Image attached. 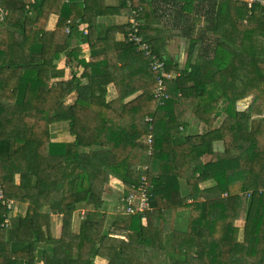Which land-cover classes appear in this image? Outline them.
<instances>
[{"label": "trees", "instance_id": "1", "mask_svg": "<svg viewBox=\"0 0 264 264\" xmlns=\"http://www.w3.org/2000/svg\"><path fill=\"white\" fill-rule=\"evenodd\" d=\"M185 4L193 15L183 8L174 21H193L194 28H179L189 42L180 52L193 53L197 41L200 50L187 66L164 58L165 71L176 76L162 78L158 97L160 72L128 42L130 22L116 24L117 39L103 30L108 6L139 9L140 34L159 52L146 17L150 0H0V166L11 164L16 176L13 184L0 175V191L13 201L0 199L1 264H94L84 250L99 237L105 173L123 184V197L142 186L149 198L145 214L115 216L107 230L122 236L118 253L128 264H161L163 251L168 264H264V65L249 80L241 73L258 57L264 64V47L255 58L237 59L217 29L226 20L246 37L260 33L264 4ZM66 27L68 34L56 33ZM97 40L104 46L81 56V45ZM100 75L112 78L116 98L109 101L97 84L89 101H68ZM240 108L252 121L237 139ZM204 177L212 184L201 183ZM54 192L60 199L49 206L73 229L69 249L50 260L40 200Z\"/></svg>", "mask_w": 264, "mask_h": 264}, {"label": "crops", "instance_id": "2", "mask_svg": "<svg viewBox=\"0 0 264 264\" xmlns=\"http://www.w3.org/2000/svg\"><path fill=\"white\" fill-rule=\"evenodd\" d=\"M112 1H117V0H112ZM247 1V0H245ZM189 2V0H150V9L151 13L147 10L148 14L145 15L149 21L152 22V26H149V29L151 30V34L153 37H160V49L159 52L162 54L163 58H167V61H172L173 63L177 62H182L184 65H186L185 61L190 59L192 60V54L190 51L188 52H183L181 54L180 49L184 47L185 44H187V40L182 37V35L179 34V28H185L187 25L190 24V27L194 28V22L190 21L185 23L184 21L181 23L175 22L174 21V15L177 12H181L183 8H186L184 10L185 13L188 15H193L190 10L189 4L186 5L185 3ZM134 9L133 8H124V7H119L116 5L108 6L107 7V13L108 16L110 17V21L106 24L103 25V30L104 34L110 38V39H117L120 38V34L115 32L116 29V24L121 23V22H129L132 14H133ZM223 21L226 20H219L218 21V26L217 29L219 31L221 23H225ZM110 25V26H109ZM203 25V20L201 24H198L195 28L197 30L198 28H201ZM169 31H173V34H167ZM163 33L166 34V37L163 39L161 36ZM118 34V37L116 38V35ZM194 35L195 32H194ZM201 42L197 41L195 47L193 48V52L195 53V56L198 55V51L200 50ZM104 46V40H97L94 42L92 46H89L88 44H82L81 45V56H86V58L89 56V52L92 49H98ZM197 57V56H196ZM175 73V72H174ZM113 81L110 76H105V75H100V76H92L88 80V85L80 88L78 91L80 92V96L82 94H87V96H83L87 101L91 97L92 93V86L93 85H102L107 88V99L110 101L114 98L117 97V91L112 85ZM78 92V94H79ZM72 95V93H71ZM79 96V97H80ZM251 116V114H250ZM252 117V116H251ZM251 126V125H250ZM1 174H6L8 176V179L11 183L15 184L16 183V176L13 174V169L11 164H3L0 166V175ZM115 179V178H114ZM204 179H210L212 180L211 177H204L200 180L201 183L205 185H211L212 181L209 180H204ZM117 180V179H116ZM117 184L121 185L120 189H123V184L117 180ZM59 193L58 192V197L54 198V201L59 200ZM55 197V196H54ZM124 197H122L123 199ZM53 200V197L49 200H44L41 198L40 204L43 205V225L47 233V239H54L53 236H50V229L49 226L52 225L53 229L56 228V233H55V238L57 239L56 242L60 243L58 246H54L49 244L47 241V248L49 250V254L51 255L50 260L52 259H60L63 251L68 250L70 246V239H71V234H72V229H73V222L72 221H66L65 224L57 230V225L55 224L56 219H53L54 214L59 213V210L55 211L51 210L52 207L49 205H53L54 207H57V202L51 201ZM122 204V202H120ZM50 207V208H49ZM171 218V216H170ZM52 221V222H51ZM103 234V233H101ZM14 237L17 235L16 233L13 234ZM101 236L98 237V241L101 242ZM108 236H105L102 241L105 240ZM121 240L122 242V236L117 237ZM120 242V243H121ZM97 244V243H96ZM93 244L90 243L88 244L89 247H91ZM87 246V245H86ZM120 246H118L119 249ZM86 248V247H85ZM54 250V252H53ZM57 250V251H56ZM56 252V253H55ZM59 252V253H58ZM165 252V251H163ZM85 257L89 258V254L86 252V249L84 250ZM150 258L151 256H148ZM124 260V259H123ZM127 264H128V259ZM0 264H1V259H0Z\"/></svg>", "mask_w": 264, "mask_h": 264}, {"label": "rangeland", "instance_id": "3", "mask_svg": "<svg viewBox=\"0 0 264 264\" xmlns=\"http://www.w3.org/2000/svg\"><path fill=\"white\" fill-rule=\"evenodd\" d=\"M225 23H221L220 25V29L218 34H221L223 36H227L230 42V54H236L237 55V59H240L242 54H245V56H251L253 58L256 57V53H259L260 51L258 50L260 47H264V30L261 31L260 33L254 35V36H250V37H246L243 33L238 32L237 30H235L227 21H223ZM57 33V32H56ZM118 37V34L116 35V38ZM249 42L248 45L245 46V53H242L241 51L238 50V48H241L244 46V44L246 42ZM185 46H189V42H187V44ZM192 54V60L195 59V53L191 52ZM190 60V59H188ZM28 63H30V61L27 59ZM263 60L260 61V57L257 58L256 60V64L251 65V68H246V69H242L241 73L243 74L244 80H249L250 78H252V75L249 72H253V68L255 67H260L263 66L264 64L262 63ZM187 66V60L185 61ZM34 67H38V66H32ZM231 79L230 74L227 76L226 81L229 82ZM73 89H68V91H71ZM67 91V92H68ZM44 93H46V91H43ZM78 90L72 91V95L70 94V97L68 98V101H73L75 98H81L86 100L85 98H83V96H87L89 95V93L87 92V94H82L80 96V92L78 94ZM80 96V97H79ZM88 101L90 100L89 98H87ZM87 101V100H86ZM241 114H245L248 118V126H244V122L241 119ZM237 116L238 119L240 120L241 124H242V129L240 131H238L235 134V137L237 139L240 138V134L242 131L248 130L250 128L251 125V121H252V117L250 116L249 113H247L246 111L242 110V108H240L237 112ZM173 132H179L180 129H173L171 130ZM32 147L30 149V151H33ZM204 180H210V179H204ZM105 182L107 184L108 190L106 193V196H104L105 198V205H104V214H103V218H102V222H101V226H100V230H99V236L102 235L101 233H104V235L106 236L107 234V230L109 229V227L111 226V219H113L115 216H122L124 215V211L126 210L125 206H123V204L119 203V199L118 198H122V193L120 187L121 185L117 184V180L114 179L110 173H105ZM50 196H42V198H45L46 200H49L51 198H48ZM58 196L53 197V201L54 198H57ZM210 197V196H207ZM60 199V198H59ZM50 208V207H49ZM81 212L83 215L88 214L89 209L88 208H80ZM52 210V209H51ZM55 212V211H54ZM59 212L61 213V211L59 210ZM53 216V219L55 218V224L57 225V230H59V227L64 225L65 222H61V218L62 215L59 213H56ZM52 222V221H51ZM61 228V227H60ZM50 229V236L52 235L54 239H50L47 241L49 242V244L54 245V246H58L60 245V243L56 242L57 239L55 238V233H56V228L53 229L52 225L49 226ZM99 239H97L95 242H93L92 246L89 247L88 245L86 246V252L89 254V258L94 260V264H127V260L125 257L121 256L118 253V246H120V242L121 240L115 236H108L107 238H105L104 241L99 242ZM123 240V239H122ZM97 243V244H96ZM57 251V250H56ZM54 252V250H53ZM56 253V252H55ZM59 253V252H58ZM124 259V260H123ZM188 261L190 262H195L193 260V258H186ZM235 261H246V259L242 258V257H236L234 258ZM248 262V260H247ZM161 264H167L166 260H162L161 259Z\"/></svg>", "mask_w": 264, "mask_h": 264}, {"label": "built area", "instance_id": "4", "mask_svg": "<svg viewBox=\"0 0 264 264\" xmlns=\"http://www.w3.org/2000/svg\"><path fill=\"white\" fill-rule=\"evenodd\" d=\"M248 4L251 5L253 2H261L264 4V0H247ZM130 24H131V31L128 34V42L132 43L135 46L136 51L139 54H142L146 57H150L152 59L151 61V67L154 71L160 72V77L157 81V86L155 88V92L157 96H163V89H165V86L163 84V77H175L176 73H168L165 71V59L163 58L162 54L158 52L151 51V47L147 41H145L144 37L140 34V25L141 22L139 20V9H135L133 11V14L130 18ZM60 31L65 32L68 34L70 32V28H57L56 32L59 33ZM149 144L152 142V137L149 136L148 138ZM134 178L137 183L144 184L146 182L145 176H136L132 177ZM137 191H140L141 193H137ZM0 199H4L3 192L0 191ZM148 195L145 191H143L142 186H135V191L130 192L126 197L122 199V204L125 206L126 210L124 211V214H137V213H146V211L150 208L148 203ZM4 202L11 206L13 204L12 200H5ZM9 221L6 220V223ZM164 252L161 256L162 260H166ZM37 264H44L43 262H38ZM168 264V263H167Z\"/></svg>", "mask_w": 264, "mask_h": 264}, {"label": "bare ground", "instance_id": "5", "mask_svg": "<svg viewBox=\"0 0 264 264\" xmlns=\"http://www.w3.org/2000/svg\"><path fill=\"white\" fill-rule=\"evenodd\" d=\"M241 119L243 120L244 122V126H248V118L245 114H241ZM54 196H57L58 195V192H54V194H52ZM201 263V260H197ZM54 262H58V260H55Z\"/></svg>", "mask_w": 264, "mask_h": 264}, {"label": "water", "instance_id": "6", "mask_svg": "<svg viewBox=\"0 0 264 264\" xmlns=\"http://www.w3.org/2000/svg\"><path fill=\"white\" fill-rule=\"evenodd\" d=\"M203 1V0H202Z\"/></svg>", "mask_w": 264, "mask_h": 264}]
</instances>
